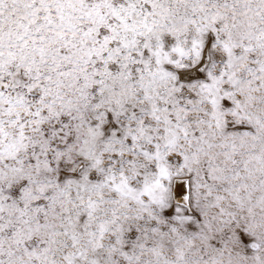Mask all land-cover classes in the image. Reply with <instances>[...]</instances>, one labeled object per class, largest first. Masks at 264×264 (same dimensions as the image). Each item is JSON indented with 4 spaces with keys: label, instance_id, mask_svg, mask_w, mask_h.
I'll use <instances>...</instances> for the list:
<instances>
[{
    "label": "snow or ice",
    "instance_id": "snow-or-ice-1",
    "mask_svg": "<svg viewBox=\"0 0 264 264\" xmlns=\"http://www.w3.org/2000/svg\"><path fill=\"white\" fill-rule=\"evenodd\" d=\"M0 264H264V0H0Z\"/></svg>",
    "mask_w": 264,
    "mask_h": 264
}]
</instances>
